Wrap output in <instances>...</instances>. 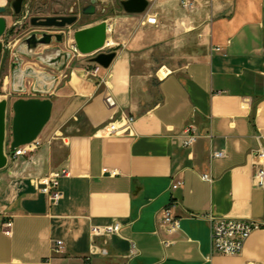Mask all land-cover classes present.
I'll return each instance as SVG.
<instances>
[{
    "label": "crops",
    "instance_id": "0c3cea01",
    "mask_svg": "<svg viewBox=\"0 0 264 264\" xmlns=\"http://www.w3.org/2000/svg\"><path fill=\"white\" fill-rule=\"evenodd\" d=\"M206 3L199 48L180 67L146 74L134 64L146 33H157L151 12L73 30L107 24L100 53L115 58L106 69L92 63L96 55H76L71 41L60 46L72 54L60 71L26 62L56 83L48 97H22L49 98L52 113L38 150L0 170V264H264V188L252 185L254 151L264 150V0ZM60 170L67 175L53 205L34 181ZM165 207L179 221L172 234L158 224ZM211 219L260 228L239 255L225 257L211 254ZM116 223V235H91Z\"/></svg>",
    "mask_w": 264,
    "mask_h": 264
},
{
    "label": "rangeland",
    "instance_id": "374dc122",
    "mask_svg": "<svg viewBox=\"0 0 264 264\" xmlns=\"http://www.w3.org/2000/svg\"><path fill=\"white\" fill-rule=\"evenodd\" d=\"M125 0H97L95 13L92 16L82 17L77 25L71 26V30L77 29L89 23L107 19L111 15L122 14L121 2ZM148 12L158 13L157 33H146L149 40L144 45L134 50V64L143 73H154L164 66L168 69L185 65L196 55V49L200 45V28L204 25L208 8V0H148ZM9 0L6 7V33L12 28L8 41V55L0 59V101L7 102L6 111V140H10L9 127L12 117L11 105L22 97H34L28 88V80L24 81L26 93L14 94L11 87L12 71L16 62L13 52L16 46L31 33L46 31L45 28H35L29 23L30 18L44 19L47 17H58L69 15L72 11H79L89 5V0H23L22 13L14 17ZM26 13V16H25ZM24 16L25 24L14 22ZM16 18V19H15ZM18 18V19H17ZM23 22V20H20ZM141 19L137 16L132 18L131 24L139 27ZM141 32V31H140ZM138 32V33H140ZM1 43H5L3 38ZM113 39V34L110 36ZM79 56V55H78ZM94 56V55H90ZM87 57V56H81ZM78 58V57H77ZM27 60H24V65ZM23 65V67H24ZM22 67V69H24ZM159 77L162 75L159 73ZM28 86V87H27ZM7 145L5 151L7 150ZM36 152V151H35ZM33 154V153H32ZM8 155V154H7Z\"/></svg>",
    "mask_w": 264,
    "mask_h": 264
},
{
    "label": "water",
    "instance_id": "95a60500",
    "mask_svg": "<svg viewBox=\"0 0 264 264\" xmlns=\"http://www.w3.org/2000/svg\"><path fill=\"white\" fill-rule=\"evenodd\" d=\"M97 0H90V5L83 14L93 15ZM23 0H14L11 4L13 14L18 16L22 12ZM149 6L148 0H125L121 2L124 13L128 15H142ZM5 8H0V39L6 32ZM75 17H47L44 19L30 18L29 23L35 28L64 29L73 25ZM75 50L82 56L96 55L92 63L101 68H108L115 58V53H100L107 40V24L102 22L95 26L79 30L73 35ZM62 34L46 32L31 33L21 41L13 52L16 62L12 71L11 87L14 94L26 93L24 81L32 82L30 93L34 97H48L56 83L55 77L44 72L35 71L32 67H24V60L33 61L48 68L60 71L72 58V54L62 51ZM40 53L37 51L41 48ZM8 55V47L0 42V59ZM49 86V87H48ZM52 101L49 98H19L11 105L12 117L9 127L10 140H6V111L7 102L0 101V170L7 166L6 145L8 151L32 144L48 124L52 113Z\"/></svg>",
    "mask_w": 264,
    "mask_h": 264
},
{
    "label": "built area",
    "instance_id": "2783aa9c",
    "mask_svg": "<svg viewBox=\"0 0 264 264\" xmlns=\"http://www.w3.org/2000/svg\"><path fill=\"white\" fill-rule=\"evenodd\" d=\"M145 23L151 26H155L157 23L155 16H148L145 19ZM107 47V45H105ZM104 47V48H105ZM75 54L78 55L77 51L73 47ZM97 70L93 72L96 73ZM113 102V101H112ZM114 106V104H113ZM133 123L132 118H128L126 121L125 130H129L131 124ZM108 133H114L113 128L106 130ZM190 130H185L184 134L188 135ZM194 138H189L184 144L188 145L193 142ZM42 145L39 137L30 145L20 147L15 149L13 152L7 151V160L15 161L18 158L30 157L38 148ZM8 148V147H7ZM223 154L216 152L213 154V158H222ZM253 175H252V185L254 188L263 189L264 188V150L257 149L254 151L253 155ZM66 170L51 172L43 180H36L34 184L39 188V191L46 196L53 205H56L62 195L58 190L59 180L66 176ZM203 181H209V178L204 175L202 176ZM177 185H173L172 189H176ZM158 224L167 234H172L179 229V221L171 214L169 207L163 208L158 214ZM11 223H5L3 225V232L5 235H10ZM260 225L252 221L243 220H230V219H211L210 225V249L211 254H217L220 256L231 257L239 255L250 236L254 231L258 230ZM120 231L119 224H113L104 227H93L90 232L94 237L99 236H110L116 235ZM165 247L169 245V242L163 243ZM61 242H56L55 252H59V247Z\"/></svg>",
    "mask_w": 264,
    "mask_h": 264
},
{
    "label": "flooded vegetation",
    "instance_id": "af4514ba",
    "mask_svg": "<svg viewBox=\"0 0 264 264\" xmlns=\"http://www.w3.org/2000/svg\"><path fill=\"white\" fill-rule=\"evenodd\" d=\"M89 5H90V0H89ZM87 5L86 7L82 8L81 10L79 11H72L69 15H66V16H58V17H75L76 18V21L73 25L71 26H74V25H77L79 23V21L81 20L82 17H87V16H92V15H86V14H83V11L89 6ZM25 19L26 17L23 19V22H15L14 26H16L17 24H25ZM30 20V19H29ZM70 27H67V28H64V29H55V28H46V31H43V32H46V33H49V34H62V37H63V45L65 43H68L71 41L72 43V47H74V43H73V35L75 32L79 31H72ZM92 27V26H91ZM89 28V27H87ZM85 29V28H84ZM14 30V28H12L10 30V32L7 34V37H6V40H5V45L8 47V41L7 39L9 38L10 36V33ZM82 30V29H81ZM9 49V48H8Z\"/></svg>",
    "mask_w": 264,
    "mask_h": 264
},
{
    "label": "bare ground",
    "instance_id": "6f19581e",
    "mask_svg": "<svg viewBox=\"0 0 264 264\" xmlns=\"http://www.w3.org/2000/svg\"><path fill=\"white\" fill-rule=\"evenodd\" d=\"M78 53V52H77ZM79 54V53H78ZM80 55V54H79ZM49 87V86H48Z\"/></svg>",
    "mask_w": 264,
    "mask_h": 264
}]
</instances>
